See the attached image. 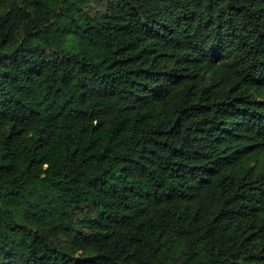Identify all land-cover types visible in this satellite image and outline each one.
Wrapping results in <instances>:
<instances>
[{"label":"trees","instance_id":"obj_1","mask_svg":"<svg viewBox=\"0 0 264 264\" xmlns=\"http://www.w3.org/2000/svg\"><path fill=\"white\" fill-rule=\"evenodd\" d=\"M0 264H264V0H0Z\"/></svg>","mask_w":264,"mask_h":264}]
</instances>
